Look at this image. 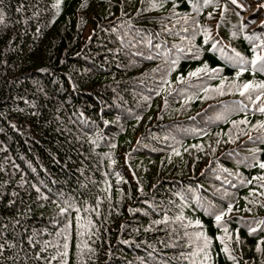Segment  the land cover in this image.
<instances>
[{
    "label": "trees",
    "instance_id": "1",
    "mask_svg": "<svg viewBox=\"0 0 264 264\" xmlns=\"http://www.w3.org/2000/svg\"><path fill=\"white\" fill-rule=\"evenodd\" d=\"M57 2L0 0V264H198L201 230L264 264V97L229 87L264 83V0Z\"/></svg>",
    "mask_w": 264,
    "mask_h": 264
},
{
    "label": "snow or ice",
    "instance_id": "2",
    "mask_svg": "<svg viewBox=\"0 0 264 264\" xmlns=\"http://www.w3.org/2000/svg\"><path fill=\"white\" fill-rule=\"evenodd\" d=\"M213 3V0H196V2L193 4V8L196 10V11H200V9L202 7H207L209 4H212ZM56 9L59 10L60 8V2L58 0L57 4L55 5ZM0 23H2V18H0ZM204 34H205V43H207V41L209 39H211V32H210V29H207L205 28L204 30ZM248 39H253V37H248ZM257 40H259L260 42L256 45V47H264V40H260L259 37H256ZM215 43H218V41H215L214 42V45ZM149 59H151V57H148ZM229 60H232L234 61L237 65H242V64H245L247 63V61L244 60L243 57L240 56L239 53H235V56L234 57H228ZM260 60H264V57H260L259 55H257L256 59L251 61V69L253 71H262L264 72V63H262L260 65V67L257 69L256 65H257V61H260ZM206 69H198L196 72H193L191 73L190 75L191 76H197L200 72L202 71H205ZM248 69L246 68H242L240 72H237V77H239L243 71H246ZM213 71H216V70H213ZM230 88L231 87H235L237 89V91H239V94L241 96H245L246 94L248 95V99L251 100L252 99V93H258L256 95V101H260L262 97H264V83H257V84H253V83H244L242 85H235V84H232L229 86ZM259 90V91H258ZM205 91H208V89H205ZM215 91H217L220 95H223L225 94L224 91L221 89V88H218V89H215ZM244 107H247V105H245ZM258 110L261 112V113H264V104H262L261 106H259ZM239 123L243 124V123H246V121H240ZM258 130H264V123L258 125ZM247 134V133H245ZM114 147V146H113ZM199 147V146H197ZM176 154H179L178 152ZM114 163V161H113ZM259 168L261 169H264V162H261L258 164ZM255 179H257L258 181H264V176H259V177H256ZM248 183H251V181H247ZM71 207H74V205H71L69 204L67 207L61 209L62 212H67L68 211V208H71ZM232 206L230 205L227 209L226 212H220V213H217L215 214V221H216V224L217 226L219 227H223V231L225 233L228 232V229L226 226L222 225L221 222L223 221L224 217L226 215H228L229 213L232 212ZM77 212H79L80 210L79 209H76ZM183 216H180V217H177V220H183ZM167 222V217L165 218L164 221H158L157 223H166ZM78 223H79V220H78ZM89 225L91 224V221L88 222ZM261 224H264V221H260ZM195 225L196 227H201L200 225V221L197 220L195 221ZM182 227H184L185 229L187 227H190L192 226V222L189 221L188 224H182L181 225ZM81 227H83V225H81ZM252 232H255L256 229L255 228H252L251 229ZM83 235V233H81ZM184 236L187 238V241H188V246L189 247H193L195 248V251H193L192 253H190V257H196L198 259V264H205L206 261H209L210 260V246H211V239L205 234L204 231H197L195 232L194 234L193 233H188L187 231L184 232ZM230 239V237H229ZM65 240H67V237H65ZM221 240V243L224 245L223 247V251L225 253H229L230 254V248L228 246V244L225 242V239L223 237L220 238ZM30 243L33 244V246H35L36 244V241L33 239V240H30ZM262 243H264V241H262ZM51 245V242H48V241H45L43 242V246H42V251H47L48 247ZM10 247H16L15 244H10L9 245ZM57 247V255L55 256H52L51 257V260H56L58 258H63V257H66L67 256V248H68V244L65 242L62 247L64 249V251H59V248L61 247L59 244L56 245ZM4 249V245L3 244H0V254H2V251ZM39 258V257H37ZM234 259V258H233ZM63 264H67V261L64 260L63 261ZM193 264H197V261H193Z\"/></svg>",
    "mask_w": 264,
    "mask_h": 264
}]
</instances>
